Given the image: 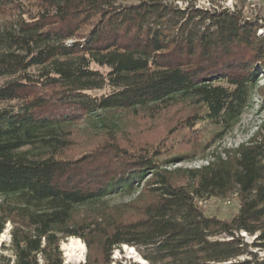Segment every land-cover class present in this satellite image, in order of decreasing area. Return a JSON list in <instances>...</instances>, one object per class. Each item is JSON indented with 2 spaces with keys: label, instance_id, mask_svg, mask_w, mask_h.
<instances>
[{
  "label": "trees",
  "instance_id": "16d2710c",
  "mask_svg": "<svg viewBox=\"0 0 264 264\" xmlns=\"http://www.w3.org/2000/svg\"><path fill=\"white\" fill-rule=\"evenodd\" d=\"M174 1L0 0V11L39 7L0 24V235L14 226L12 264H63L61 242L86 232L77 210L144 188L150 200L136 219L97 223L84 239V264H103L93 245L104 264L123 245L146 249L148 264H264V117L248 141L185 170L182 183L179 169L114 146L61 157L83 119L101 127L111 113L153 116L183 103L197 111L187 127L209 124L222 138L255 95L264 111V26L241 11ZM233 195L229 220L196 204Z\"/></svg>",
  "mask_w": 264,
  "mask_h": 264
},
{
  "label": "rangeland",
  "instance_id": "374dc122",
  "mask_svg": "<svg viewBox=\"0 0 264 264\" xmlns=\"http://www.w3.org/2000/svg\"><path fill=\"white\" fill-rule=\"evenodd\" d=\"M174 4L179 8L187 5H194L199 8H226L230 11H241L243 16L250 20H258L264 26V0H175ZM36 3H24L20 8L6 9L0 11V24L12 21L13 18L23 15V19L32 17L38 11ZM264 30V27L262 28ZM258 32H261L259 30ZM104 71V70H101ZM7 80L0 79V86ZM263 83V76L259 84ZM107 92V89L94 92L93 95H101ZM260 100L255 95L250 107L240 118L237 125L222 138H219L221 129L209 124H196L194 128L187 127L191 122V117L197 113L196 109L189 104H178L151 116L148 113L139 111H123L109 114L104 118V123L99 126L98 122L93 124L90 120L78 121L70 131V145L62 153L61 157L65 160H76L83 156L90 155L108 146L127 153L128 155L152 157L159 166H167V171L179 169V182H183L182 176L185 170H194L206 165L214 160L217 155L222 159L226 158L223 150L235 148L240 143L248 141L256 132L260 120L264 117V111L259 109ZM99 114V113H98ZM228 158L230 154H227ZM184 156L175 161L172 165L163 164L172 157ZM164 168V167H163ZM150 200L148 192L139 190L133 196H114L108 198L99 204L98 207L90 206L77 210L75 222L83 223L84 239L93 241V233L96 224L106 226L107 220L128 221L137 217L140 207ZM197 206L205 216H214L218 219L229 220L238 212L237 198L229 196L228 198H212L203 201H197ZM98 216V217H97ZM98 218V222H95ZM13 225L9 222L5 225L3 233L0 235V257L11 258L9 264H12V255L9 249L10 233ZM244 235V234H242ZM74 239V237H71ZM61 242L60 250L62 252L63 264H84L88 249L84 239L75 238L82 242L84 253L79 260L70 259L63 250V244L71 239ZM248 243L254 238L245 236ZM3 246L4 248H1ZM129 247V250H126ZM92 249L101 263H105L106 255L100 253V249L93 245ZM143 255H146V249H136L134 247L123 245L119 249H114L110 255V264H140L139 258L148 264ZM0 258V264H1ZM258 261L263 260L264 253L257 252ZM2 263H6L5 261Z\"/></svg>",
  "mask_w": 264,
  "mask_h": 264
},
{
  "label": "bare ground",
  "instance_id": "6f19581e",
  "mask_svg": "<svg viewBox=\"0 0 264 264\" xmlns=\"http://www.w3.org/2000/svg\"><path fill=\"white\" fill-rule=\"evenodd\" d=\"M129 247H126V250H129ZM63 250L66 251V256L70 259L79 260L84 253V246L81 241L78 239L71 238L68 243L63 244ZM140 264H146L142 259L139 258Z\"/></svg>",
  "mask_w": 264,
  "mask_h": 264
}]
</instances>
